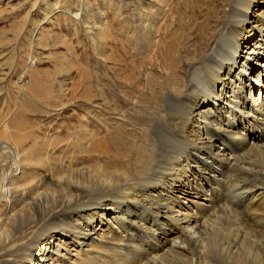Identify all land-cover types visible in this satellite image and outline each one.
Segmentation results:
<instances>
[{
  "label": "bare ground",
  "instance_id": "6f19581e",
  "mask_svg": "<svg viewBox=\"0 0 264 264\" xmlns=\"http://www.w3.org/2000/svg\"><path fill=\"white\" fill-rule=\"evenodd\" d=\"M91 1L34 0L16 41L44 47L43 24L69 20L108 79L124 38L136 89L122 106L105 81L84 92L50 156L0 123V264H264V0H130L114 30Z\"/></svg>",
  "mask_w": 264,
  "mask_h": 264
},
{
  "label": "rangeland",
  "instance_id": "374dc122",
  "mask_svg": "<svg viewBox=\"0 0 264 264\" xmlns=\"http://www.w3.org/2000/svg\"><path fill=\"white\" fill-rule=\"evenodd\" d=\"M33 1L0 0V123L6 119H9V121L15 119L12 121L13 124L19 127L18 131L20 130L21 133L23 132L26 135L24 142L32 144V141L38 138V146H41L44 154L47 155L50 154L51 150L50 146L46 145L48 143L45 144L44 141H49L51 138L61 140L69 134L64 128L81 124L84 108L87 106L83 97L84 92L95 96L101 81H105L104 92L106 97L109 100L114 99L116 103L119 102V106H122L123 100L119 97L120 91L130 92L133 91V88L136 89L133 82H136L139 77H137V71L134 70H138L137 67L141 66V62L131 57L126 47L128 44L122 38V42L114 43V46L109 44L115 47L113 49L114 58L113 61L106 62V77L108 79L103 78L101 68L97 62L98 57L92 51L91 43L83 30L68 22L69 20H64V18H60L57 22L44 23L43 21L44 33H47L49 37L58 36V40L45 39L44 47L29 46V33L22 35L16 41V36L24 21H28V17H31L34 21L40 19L38 18L37 6L31 9ZM75 1L66 0L68 4ZM129 1L92 0L90 4L91 9L104 13L110 29L114 30L118 25L111 16L114 9L120 6L121 18L126 19L125 21L129 20ZM140 1L143 3V0ZM40 4L41 2L37 3V5ZM29 24L28 21L25 26L27 32L33 29V26L30 24L31 28ZM243 36V38L247 37V33H243ZM63 40H67L66 43L69 47L62 44ZM252 46H254L253 42L249 46L250 48L243 52L247 54L252 52ZM255 53H257V50L252 55H256ZM28 54L35 57L34 71L31 72L32 74L30 73L31 75H25L21 78L23 73L22 63L23 61L24 63L27 62ZM253 62L251 60L249 64H253ZM254 67L257 69L256 65ZM120 83L123 84L120 85ZM262 83L255 86H260ZM59 85L63 86L65 92L63 101L65 102L61 100V106L52 108L50 105L54 102L53 99L55 96L59 97L60 95L58 93ZM254 98H258L257 93H255ZM44 111L47 113H44ZM90 120L94 122V120ZM56 154H60L59 149Z\"/></svg>",
  "mask_w": 264,
  "mask_h": 264
}]
</instances>
